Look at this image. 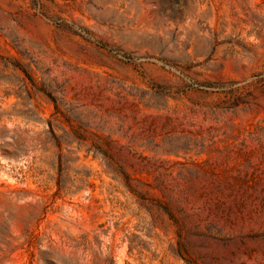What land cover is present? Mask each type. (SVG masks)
<instances>
[{"label": "rangeland", "instance_id": "374dc122", "mask_svg": "<svg viewBox=\"0 0 264 264\" xmlns=\"http://www.w3.org/2000/svg\"><path fill=\"white\" fill-rule=\"evenodd\" d=\"M0 264H264V0H0Z\"/></svg>", "mask_w": 264, "mask_h": 264}]
</instances>
